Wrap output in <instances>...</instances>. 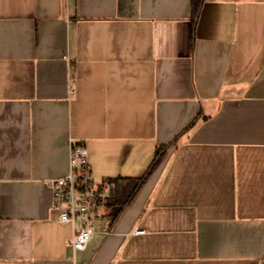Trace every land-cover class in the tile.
I'll return each mask as SVG.
<instances>
[{"label": "crops", "instance_id": "crops-1", "mask_svg": "<svg viewBox=\"0 0 264 264\" xmlns=\"http://www.w3.org/2000/svg\"><path fill=\"white\" fill-rule=\"evenodd\" d=\"M72 141L116 187L83 250ZM0 264H264V0H0Z\"/></svg>", "mask_w": 264, "mask_h": 264}, {"label": "built area", "instance_id": "built-area-1", "mask_svg": "<svg viewBox=\"0 0 264 264\" xmlns=\"http://www.w3.org/2000/svg\"><path fill=\"white\" fill-rule=\"evenodd\" d=\"M48 184L53 190V208L58 212V221L75 228L69 244L75 250L85 249L96 233L97 220L115 185L93 178L89 150L79 141L71 142L68 172L50 179Z\"/></svg>", "mask_w": 264, "mask_h": 264}, {"label": "trees", "instance_id": "trees-1", "mask_svg": "<svg viewBox=\"0 0 264 264\" xmlns=\"http://www.w3.org/2000/svg\"><path fill=\"white\" fill-rule=\"evenodd\" d=\"M204 1L205 0H192V17H193V22L195 24L199 20L201 10H202L203 5H204ZM165 150H166V147L158 148L156 155H155V159L153 160V162H152L151 166L149 167V169L147 170V172L142 177L132 180L133 182H135L134 189H133L131 195L129 196L128 201L125 204L119 205V208L116 210V212L114 214L112 212V214L114 215L113 220H115L116 217H118V215L122 212L123 208L126 205H128L134 199V197L138 194V192L143 187V185L145 184L148 177L154 172V170L157 168V166L159 165V163L163 159V157L165 155Z\"/></svg>", "mask_w": 264, "mask_h": 264}]
</instances>
